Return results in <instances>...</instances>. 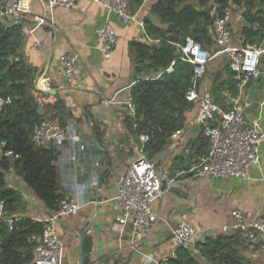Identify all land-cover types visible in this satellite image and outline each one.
I'll list each match as a JSON object with an SVG mask.
<instances>
[{
  "label": "crops",
  "instance_id": "crops-1",
  "mask_svg": "<svg viewBox=\"0 0 264 264\" xmlns=\"http://www.w3.org/2000/svg\"><path fill=\"white\" fill-rule=\"evenodd\" d=\"M157 1L144 0L142 7L134 13L136 18L161 26L151 12ZM25 2L31 13L26 19L27 26L32 25L31 18L34 16L46 20V25L37 28L31 35L23 34L20 46L23 61L35 75L30 95L37 102L38 109H42L40 116H44L43 122L51 116L78 139L76 143L67 139L62 147H52L58 192L63 199H74L82 204L77 214L62 217L57 227L64 247V264H79L77 239L86 229L93 237L91 264H156L173 252L171 229L183 222L191 223L197 229V235L189 249H178L176 256L181 263H184L185 252L196 264H264V252H258L264 238L253 245L244 239L239 243L218 240L227 235L221 231V226L228 221L231 210H240L248 220L264 216V182L259 181V176L264 175V142L260 146V166L251 170L250 180L213 179L188 174L177 177L178 187L165 192L153 204L152 210L157 220L144 238L134 236L130 223L118 227V179L138 158L139 145L126 123L127 115L122 103L130 86L140 76H146L136 69L131 44H150L151 38L138 23H124L117 16L109 14L102 5L90 1L82 0L71 8L56 7L52 12H49L43 0ZM228 2L232 44L248 45L242 36L245 9L235 0ZM262 10L264 3L253 8L254 12ZM105 24L117 37V43L108 56H104L96 47L95 31ZM210 35L213 41V28ZM153 44L158 43L155 41ZM256 46L264 50V39ZM212 47L216 52L214 41ZM66 55L77 57L70 76L65 74L60 63V59ZM212 61L216 63L215 77L209 82L204 77L200 90L220 107L222 104L227 108L230 97L236 94V78L231 72L235 81L232 92L229 85L232 77L225 70L228 57L218 54ZM259 70L260 77L250 82L244 91L243 103L246 108L259 103L258 109L246 114L245 118L250 121L259 117L264 129V105H260L264 100V71ZM43 74V88L45 85V88L54 90V94L37 89V80ZM57 98L61 99L64 112H55L53 106ZM112 99L113 103H110ZM196 114L197 109L187 115L189 124L182 129L181 136L178 139L171 137L164 150L166 153L159 155L156 163L158 174L168 170L170 176L175 178L178 172L197 164L206 155V149L199 145L200 126L190 125ZM1 149L0 146V156ZM72 155L76 157L75 163L67 160ZM4 174L7 188L20 197L15 211L10 214L6 212V218L41 223L55 213L54 209H48L35 197L22 176L12 167ZM94 175L98 176L97 185L92 184ZM2 223L0 253L2 239L12 228ZM29 238L27 240L31 243ZM33 248L34 245L25 252L20 250L23 256H31L32 264Z\"/></svg>",
  "mask_w": 264,
  "mask_h": 264
},
{
  "label": "built area",
  "instance_id": "built-area-1",
  "mask_svg": "<svg viewBox=\"0 0 264 264\" xmlns=\"http://www.w3.org/2000/svg\"><path fill=\"white\" fill-rule=\"evenodd\" d=\"M52 12L56 7L71 8L82 0H43ZM100 4L106 8L109 14L120 18L124 23L136 22L144 27L143 21L136 18L129 11L126 0H86ZM30 9L25 0H0V20L7 25H21L24 35H31L37 28L46 25L44 17L31 18L32 25H26L27 17H30ZM213 41L217 49L213 52L204 48L199 42L186 39L183 44H176L178 48L177 58L165 69L166 73L173 71L176 60L189 64L192 68L189 86L185 91V98L197 105V114L190 125L197 124L201 128V135L208 139L207 153L199 162L187 170L171 177L168 170L161 174L157 172L155 163L149 161L144 152V146L148 142L146 134H140L137 147L138 158L131 163L128 169L118 179V196L120 214L116 218L118 227L130 223L132 232L137 239L146 236L157 217L152 210L153 204L158 201L165 192L178 187L177 177L184 175L207 176L213 179H240L250 180L251 170L260 166V146L264 142V129L260 118L246 121L243 103V94L250 82L260 77L259 63L264 50L255 44L236 46L232 44L230 32L231 13L228 7L221 9L218 4L212 8ZM96 47L104 56H108L110 50L116 45L117 37L109 25L105 24L95 31ZM159 40L150 41L152 43ZM38 46V44H37ZM228 57L229 69L236 78V94L231 96L227 108L222 109L213 99L202 94L200 90L209 63L218 55ZM77 57L66 55L60 59L61 66L67 76L73 72ZM135 84V83H134ZM132 84V86L134 85ZM122 103L127 117L135 120L136 110L131 95V87ZM13 103L10 96H0V117ZM113 103V99L110 100ZM264 105V100L260 103ZM136 125L134 124L133 127ZM69 134V137H68ZM182 129L175 131L171 137L178 139ZM69 139L73 143L78 142L74 134L68 133L57 122L45 121L34 127L30 141L38 148L62 147ZM4 142L1 146H4ZM6 157H12L11 151L4 153ZM17 158V156H15ZM70 163L76 162L74 155L67 159ZM259 181L264 182V175L259 176ZM98 176L94 175L92 184L97 185ZM82 204L74 199H61L57 204L55 213L43 221V229L40 234L29 238L33 243V264H64V247L59 238L57 227L64 216H72L78 213ZM5 203L0 200V223L5 222L13 227L19 219L5 217ZM224 234H239L242 239L253 245L264 238V216L257 219H246L243 213L234 209L229 212V218L221 226ZM197 235V229L189 222L179 224L171 229L170 241L173 252L156 264H173L177 259L178 249H189ZM258 252H264V244H260ZM0 264H3L0 262Z\"/></svg>",
  "mask_w": 264,
  "mask_h": 264
},
{
  "label": "trees",
  "instance_id": "trees-1",
  "mask_svg": "<svg viewBox=\"0 0 264 264\" xmlns=\"http://www.w3.org/2000/svg\"><path fill=\"white\" fill-rule=\"evenodd\" d=\"M129 11L134 14L142 7L144 0H126ZM190 0H158L151 12L158 18L161 26L154 25L150 20L144 21V31L152 41L158 44L133 42L136 69L146 76H140L131 87L136 115L135 120L126 117L130 131L137 137L140 134L148 136L143 152L151 161V155H159L169 145L171 135L187 127L188 114L196 111L195 102L185 98L189 86L191 66L179 60L175 61L173 71L166 73L165 69L177 58L176 44H183L186 39L199 42L204 48L214 51L210 30L213 27L212 8L214 4L224 8L226 0H197V7ZM237 5H243L242 36L245 44L259 45L264 39V10L254 12L253 8L264 3V0H235ZM163 26V28H162ZM21 25H10L0 20V96H10L13 103L0 117V200L5 203V211L12 213L16 209L20 197L14 190L7 188L5 172L12 167L24 182L30 187L35 197L41 200L50 210H56L63 196L58 192L55 182L54 147L38 148L31 141V133L35 126L44 121V116L37 112L38 104L30 95L34 84V71L28 67L20 54L23 42ZM232 80L231 91H234L235 81L225 65ZM144 71V72H143ZM161 73L158 78L155 76ZM34 90V89H33ZM222 109L224 105L220 104ZM55 112H64L61 99L57 98L53 106ZM134 124L136 125L135 127ZM62 127V126H61ZM201 133V132H200ZM200 147L207 149L209 142L199 136ZM139 141V139H138ZM11 151L13 156L4 155ZM17 156V158H15ZM161 161V160H160ZM152 162V161H151ZM43 222H32L21 219L13 225L7 236L2 239L0 262L3 264H32L31 256L25 257L20 250L32 248L27 238L38 235L43 229ZM3 223H0V234ZM6 235V233H4ZM219 242L234 240L242 242V237L235 233L219 237ZM184 263L179 258L173 264H196L184 252Z\"/></svg>",
  "mask_w": 264,
  "mask_h": 264
},
{
  "label": "water",
  "instance_id": "water-1",
  "mask_svg": "<svg viewBox=\"0 0 264 264\" xmlns=\"http://www.w3.org/2000/svg\"><path fill=\"white\" fill-rule=\"evenodd\" d=\"M44 75H41L37 80V89L41 92L54 94V90L43 88L42 80L44 78ZM260 82V79L258 80ZM259 107V103L255 102L250 107L245 109V114H250L254 110H257ZM38 114L42 115V109H38ZM166 152H162L161 156H163ZM176 192V191H175ZM78 252H79V264H91L90 254L92 253L93 248V237L89 234V230H84L79 236H78Z\"/></svg>",
  "mask_w": 264,
  "mask_h": 264
},
{
  "label": "rangeland",
  "instance_id": "rangeland-1",
  "mask_svg": "<svg viewBox=\"0 0 264 264\" xmlns=\"http://www.w3.org/2000/svg\"><path fill=\"white\" fill-rule=\"evenodd\" d=\"M226 1H227V3H226L225 7H230V4H229L228 0H226ZM188 3H190L194 7H197V0H190ZM215 67H216L215 61H211L209 63V65H208V67H207V71H206V74H205V80H207L208 82L211 81L215 77ZM259 69L264 71V53L260 57ZM47 121L58 122L55 118H53L51 116L48 118ZM150 158L152 159L151 161L153 163L156 164L158 162V159H157L156 155H151Z\"/></svg>",
  "mask_w": 264,
  "mask_h": 264
}]
</instances>
